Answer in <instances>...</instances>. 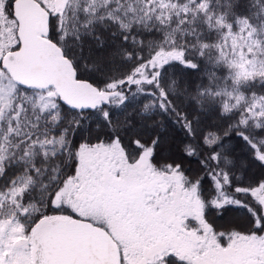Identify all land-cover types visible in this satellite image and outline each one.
I'll return each instance as SVG.
<instances>
[{"label":"snow or ice","instance_id":"obj_1","mask_svg":"<svg viewBox=\"0 0 264 264\" xmlns=\"http://www.w3.org/2000/svg\"><path fill=\"white\" fill-rule=\"evenodd\" d=\"M250 166L264 0H0V264H264Z\"/></svg>","mask_w":264,"mask_h":264},{"label":"trees","instance_id":"obj_2","mask_svg":"<svg viewBox=\"0 0 264 264\" xmlns=\"http://www.w3.org/2000/svg\"><path fill=\"white\" fill-rule=\"evenodd\" d=\"M169 135H171V133H169ZM190 166L193 168L196 167L194 162L191 163ZM262 175H264V170H262L258 166H250L246 170L247 180L259 178ZM244 217L245 212L242 209H234L233 211H230L227 215L217 213L215 210H210L209 213V219L213 221L214 224L218 226L220 230L236 228L237 226L243 225V223L239 222V219H242Z\"/></svg>","mask_w":264,"mask_h":264},{"label":"rangeland","instance_id":"obj_3","mask_svg":"<svg viewBox=\"0 0 264 264\" xmlns=\"http://www.w3.org/2000/svg\"><path fill=\"white\" fill-rule=\"evenodd\" d=\"M227 218H228V217H227ZM239 222L244 224V223H245V219H244V218L239 219ZM230 225H231V224H230ZM232 226H233V225H232ZM232 226H231V227H232Z\"/></svg>","mask_w":264,"mask_h":264}]
</instances>
